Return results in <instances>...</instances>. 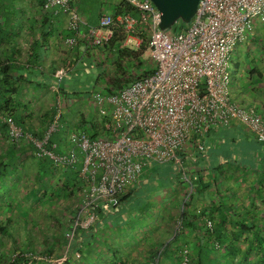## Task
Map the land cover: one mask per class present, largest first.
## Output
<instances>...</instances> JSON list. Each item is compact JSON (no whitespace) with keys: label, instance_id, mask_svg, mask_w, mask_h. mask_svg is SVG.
I'll list each match as a JSON object with an SVG mask.
<instances>
[{"label":"built area","instance_id":"built-area-1","mask_svg":"<svg viewBox=\"0 0 264 264\" xmlns=\"http://www.w3.org/2000/svg\"><path fill=\"white\" fill-rule=\"evenodd\" d=\"M126 1L138 15L117 17L125 34L121 45L137 48L145 30L147 54L154 70L118 91H91L90 108L101 116L103 135L92 136L84 130L68 133L67 141L82 153L79 175L83 185L62 254L14 252L7 262L20 256L24 264H76L81 252L70 250V245L77 230L87 231L96 225L99 208L109 211L117 206L120 195L138 182L149 162L178 165L187 147L202 151L203 137L216 126L239 121L264 142V116L230 99L228 72L231 52L253 34L255 22L264 23V0H199L190 22L177 32L159 27L160 14L151 0ZM42 7L53 15L68 16L67 27L74 34L65 39V45L74 46L84 25L71 0H43ZM115 25L111 15L102 14L96 26L87 27L85 36L94 46H101L113 36ZM66 73L61 68L56 76L61 80ZM56 116L42 140L25 136L35 144L38 158L49 157L58 167L72 166L78 160L74 149L55 153V143L46 147L49 136L59 128L61 113ZM8 123L11 137L24 135L10 119ZM205 223L212 228L211 220ZM176 228H180V222ZM77 238L79 243L84 242L82 235ZM187 261L188 250L184 248L180 264Z\"/></svg>","mask_w":264,"mask_h":264},{"label":"crops","instance_id":"crops-1","mask_svg":"<svg viewBox=\"0 0 264 264\" xmlns=\"http://www.w3.org/2000/svg\"><path fill=\"white\" fill-rule=\"evenodd\" d=\"M121 1L122 0H71V5L79 14L82 24L88 27L96 26L102 14H109L113 17V14L118 13V5ZM16 4H18L22 8L21 11L24 12L20 20L25 30L23 32L25 35L24 41L28 42L25 28L28 27L31 20L35 22L37 32H42L40 34L45 33L47 37L46 43H42V47L40 48L42 56V73L39 74L38 72L35 77L36 82L38 84L40 83L37 89L50 88L53 90V95L55 97L67 98L71 94L76 96V94L83 91L86 86H93L90 83V74L85 72L87 70L84 67V63L87 61V57L84 55L83 47L73 53L78 56L80 61L72 67L73 71L69 77L62 79L61 82L60 80L57 81V79L56 82L54 78L56 77V73H50L53 67L57 68L56 72L66 67L65 64L67 63L64 61L66 58L73 59V56H70L71 54L67 46L59 41L63 30L67 28L68 16L60 14L47 20L42 16L43 10L39 0H16ZM118 16L120 15H116V18ZM46 24L49 28L46 27ZM262 37L260 31L255 29L253 34H251L245 42L236 46L233 50L236 55V60L232 63V66L238 73L239 78H241L240 85L237 89L240 92L242 91L241 89L246 91V94H242L243 98L253 104H259L264 111V53L261 51V53H259L260 57L256 54L259 49H263L258 46L262 44L259 42ZM246 62H248L247 66L245 65ZM68 68L69 67H66V69ZM67 74L69 75V73ZM57 83L63 84L65 90L69 92L68 96H63L58 92L59 90L62 91V88L60 86L58 87ZM92 89L93 88H91V91ZM91 91H89V94ZM75 121L74 122L77 124L79 120L75 119ZM76 124L72 130H76ZM65 127L66 124L61 122V124L59 123V130L53 132L55 139L58 141L59 149L65 151L72 148L80 153L81 151L77 146L67 141L68 132L65 133ZM90 127L91 125L87 129L89 131L90 129L93 130V127ZM202 140L204 149L200 152H193L191 147H187L182 154L184 159L181 161V164L177 165L176 162H165L163 164L162 177L157 178L155 167H152V164L155 162H149L145 166L138 182L129 187V189L132 188V190L135 191V196H141V205L144 203L146 204L148 199L153 200V204H146L148 207L150 206L148 210H151L154 204L157 206L156 208H158L159 205H163L162 207L164 208L162 209V213L164 222H166L169 216L171 219L172 216L176 217L184 211L185 215H187V220H185L187 224L185 233H187V235L175 239L173 234L171 235L172 226L170 224L163 223L164 225H162L148 221L139 224L137 235L135 227H129V224L133 225V222H131L132 217L129 219L126 217L127 214L129 215L128 209L130 208L120 206L119 212H117V209L115 210L112 223L115 222L114 225L118 224L121 228L110 225L107 222L108 220L101 221L100 225L97 227L99 233L95 234V237H89L83 245L85 255H87L88 251H91V248L96 249L103 246V252H105L106 256L98 255L96 257L95 254L89 256L84 255L80 263L110 264L113 260L116 258L119 259L120 257L128 261L129 264H146L147 261L154 262L155 264H178L181 256L180 250L183 246L189 247L192 260H196L198 250L205 246L206 240L202 239L200 234L196 235L195 230L199 229L200 224L205 222L208 211L212 212L214 219L218 220L220 213L228 208L233 210L228 212L230 216L234 214H251V209H253V207L256 208L260 206V209H264V191L263 195H260V197H255V194L252 193L255 189L262 188L264 190V174H255L254 170H250L251 168L264 170V142L258 141L239 121H232L228 125H219L212 128ZM234 160L237 163L239 162L238 164L241 168L250 169H247L244 174L243 172L242 174L241 172H239L240 174H235L232 169L234 164H236L233 162ZM21 161L19 166H25V162ZM220 167L221 171H219ZM224 169H227V172H224L225 175L219 176V172H223ZM52 173L53 172H49V176H47L45 180V185L49 184L50 180L48 177L51 178ZM18 174V183H22L23 180L25 183L22 184L21 189H25V186H28V194L33 192L30 189L31 180H27L26 182L24 178L25 175L22 173L20 174V172ZM41 175L42 172L39 169L38 174L34 178L35 182L41 179ZM61 176V178L59 175L55 178L52 176V180L54 179V182L63 184L64 178L63 175ZM43 178L45 179L46 176L42 177V179ZM42 179L40 180L41 182ZM57 185L58 184H55L56 188ZM6 191L3 190V193L5 194ZM36 191L39 194V200L37 201H42L43 204H41V207L35 206V196L37 197V195L31 193L27 203L24 205L27 211L26 214L31 215L32 220H28V218L25 217L23 220L24 226L21 225L19 228L21 230L39 232L35 236L36 239H38V236H43V233L44 236L42 239L39 238L38 240L30 238L32 239L30 244L26 245L36 247L42 246L43 248L48 247L52 250L53 247L57 248V246L63 249L66 248L67 242L61 244L62 241L58 240L59 234H57L56 231L58 228L57 223L56 226L54 225L55 227H51L54 217L55 202L50 199H55L58 192L53 193L55 191L51 189L50 195H48V188H40L37 186ZM22 193L23 192L20 193L19 203L22 202V197L28 195L26 191H24L23 195ZM137 193L141 194L137 195ZM52 196H54V198H51ZM66 198L72 199L70 196ZM46 204H48L50 210L47 209ZM20 206L23 207V204ZM148 210L146 212L137 210L136 213H131V215L135 214L139 219L143 220H145L144 217L148 218L150 216L156 219L154 218V212ZM0 215H3V211H1ZM42 215L45 217V223L47 224L42 226L44 230L37 225V223L41 221ZM47 219H49V221ZM57 220L55 222H57ZM62 221L63 220L60 222ZM126 224L128 226L125 228L124 226ZM112 227L116 228V230L114 229L116 232L121 229L124 231V235L135 233V236L133 238H120L119 235L115 233V239L113 240L100 237L103 235L106 236L107 231L113 229ZM224 228L230 229V225L226 224ZM4 236L0 234V258H2V263H7V259L12 253L2 246L6 243V240L2 241ZM9 241L11 244V239H9ZM13 248H15V243L13 244ZM112 251H114L115 254H111ZM155 253L156 256H154ZM204 258L207 264H226V257L222 254L212 253L210 256Z\"/></svg>","mask_w":264,"mask_h":264},{"label":"trees","instance_id":"trees-1","mask_svg":"<svg viewBox=\"0 0 264 264\" xmlns=\"http://www.w3.org/2000/svg\"><path fill=\"white\" fill-rule=\"evenodd\" d=\"M39 3L43 10L42 16L44 18L50 20L52 17H55V15H53L50 10L43 9V0H39ZM21 10L22 8L16 4V0H0V184L1 182H4L3 185L5 184L6 177L11 176L16 171H18L22 155L28 151L32 152V154L34 151H36V146L32 140H24L23 138L14 139L11 137L9 134V123L7 120L10 119L12 123L17 128H19L22 133H24V135H31L32 138L40 141L44 138V134L48 125L53 121L55 115L57 114L56 106H51L47 111H44L42 114L44 118L42 119V122L44 121V125L41 128H38L36 131L32 128V125L28 123V118H30L32 115L30 112H28L29 107L25 102V93L30 86H40V83L38 84L36 82L35 77L37 76L38 72L39 74L42 73V56L40 53V48L42 47V43H46L47 37L45 33L40 34L42 32H37L35 22L31 20L28 24V27L25 28L28 36V42L24 41L25 35L23 32L25 30L23 24L20 22L21 15L24 12ZM118 10V13L113 14V18L116 20L113 36L101 46H94L92 44L91 40L85 36L87 26H83V33L77 38V42L74 44V46L71 48L67 47L69 53L71 54L70 56H73V59L66 58L64 60L67 63L65 64L66 67H69L68 69L64 67L69 75L66 73L62 79L69 77L73 71L72 67H74V65L80 61L78 56L73 53L81 47H83L84 55L87 57L84 67L89 72H85L90 74V83L93 85L92 88L94 89L97 86H100V88L102 87L105 92L118 91L125 87L128 83L140 79L150 74L154 70L153 62L151 61L152 65L150 63H145L143 58V53L147 48L148 42V34L145 33V30H143L141 33L142 42L137 48L125 47L121 45L125 34L121 24L117 21L116 15L130 14L133 17H137V9L131 6L126 0H122L118 5ZM177 22L178 24L176 26L174 25L172 29L174 32L179 31L187 25L181 21ZM46 27L49 28L47 24ZM73 34V30L67 27L63 30L59 41L65 44V39L69 36H73ZM147 59L151 60L150 58ZM107 61L109 64L102 66L101 62L105 64L104 62ZM56 70L57 68L53 67L50 73L55 74ZM54 78L55 81L57 79V81L60 80L58 76ZM57 84L58 87L60 86L62 88V91L59 90L58 92L63 96H68L69 92L65 90L63 84ZM84 124V117L79 118V121L76 124V131L84 130L89 132V134L92 136H98L102 134L101 131L97 132L94 130V128L93 130L90 129V131L87 128H83ZM57 142L58 141L55 139L54 133H52L47 140L46 147L51 148L52 144L55 143L56 147L53 149L54 152H64L63 150L59 149ZM76 154L78 160L72 166H55L54 161L49 157L37 158V161L38 167L42 172L43 177H45L47 173L49 174V172H52L54 168H61L63 172L59 175V177L61 178V175H63L64 183L58 184L57 188L55 187L57 190L53 193L58 192L57 196L60 194V196L64 197H74V195H76L77 201L78 193L81 186L83 185V179L79 175L82 153L76 152ZM183 159L184 157L182 156L181 160ZM233 162L236 163L234 164V167H232L235 174L239 172H241V174L243 172L244 174L247 169H250L241 168L238 164L239 162L237 163L235 160ZM163 164L164 163L152 164V167H155L157 178L163 176ZM250 170H254L255 174H264V170L252 168ZM219 171H221V167ZM224 172H227V169H224L223 172H219V176H224ZM263 191L264 190L260 188L255 189V191H252V193L255 194V197H260V195H263ZM133 196H135V191H133L132 188H128L123 194L120 195L117 206L110 207L109 211L99 208V217L96 225L87 231L77 230L76 239L70 245V250L78 249L81 251L80 249L83 248L84 243L89 239V237H95V234L99 233L97 227L100 225L101 221L108 220L107 222L110 225L115 226V222L112 223V217L114 216L115 210L117 209V212H119L118 210L120 206L126 207L124 202H128L129 200L131 202ZM130 202H128V205ZM140 207L141 208H139L138 211L141 212H146L150 208V206L148 207L145 203L140 205ZM228 209H225L220 213L218 220L214 219L212 212L208 211V215L204 212L207 215L206 219L211 220L212 228H207L206 223L204 222L200 224L199 229L195 230L196 235L200 234L201 238L206 240L205 246L199 248L200 250H198L196 260H192L189 247L183 246L181 248V256L184 248L188 250V261L186 264H207L204 257L210 256L212 253H218L225 256L226 264H264V209H260V206L256 208L253 207V209H251V214H234L233 216L228 214V212L232 209ZM74 215L75 211L71 214V216L64 217L62 222H60V219L59 221L57 220V229L59 234L58 240L62 241L61 244H65L67 242L65 234L70 229ZM129 215L131 217V214ZM186 216L187 215H185V212L182 211L180 215L174 218L176 223L180 222L179 229L176 228V224L172 225V234L175 239L182 238L183 236L187 235V233H185L187 227L185 222V220H187ZM2 223H7V218H3V220L0 219V234L3 236L4 234L5 236H8V230L5 228V226H3ZM226 224L230 225V229L224 228V226L226 227ZM7 225L9 224L7 223ZM62 229L63 231H61ZM79 235L83 236V243L78 242L77 237H79ZM14 243L15 248L13 253L18 252V254H22L23 252L31 251L32 253L36 252L39 254H53L52 249L48 247L43 248L42 246L36 247L21 245L16 243L15 240ZM111 254H115V252L112 251ZM154 256H156V253ZM1 261L2 258H0V263H2ZM3 263L6 264V262ZM7 263L24 264L25 260L23 257L17 256L12 262L9 261ZM151 263L152 262L147 261L146 264ZM110 264L129 263L128 261L119 257V259L116 258ZM152 264L155 263L153 262Z\"/></svg>","mask_w":264,"mask_h":264},{"label":"rangeland","instance_id":"rangeland-1","mask_svg":"<svg viewBox=\"0 0 264 264\" xmlns=\"http://www.w3.org/2000/svg\"><path fill=\"white\" fill-rule=\"evenodd\" d=\"M108 9V8H107ZM178 24L175 23V26ZM254 27L255 29L259 30L260 33L262 34V39L259 41L262 44L258 45L260 47H262L263 49H259V51L256 52V54H258L257 56H259V53H264V23L261 22H255L254 23ZM147 32V30H146ZM148 34V33H147ZM242 44V43H241ZM240 45V44H239ZM260 57V56H259ZM143 58H144V62L145 63H151V60L147 59L148 58V54H147V49L144 51L143 53ZM264 58V56H263ZM236 60V55L234 54V51L231 52L230 58H229V62H228V72L230 73V77H231V85H230V99L234 102H236L239 105H242L243 107L247 108V109H251L253 108L259 115L264 116V111L262 110V107L258 104H253L252 102H249L248 100H245L242 96V94H246V91L241 89L242 91L240 92L237 88L240 85V80L241 78H239L238 73L234 70L232 63L235 62ZM149 61V62H148ZM102 63V66H105L106 64H109V62H104L105 64ZM247 63H245V65L247 66ZM108 70V69H107ZM92 86H89L86 88L84 87V90L81 91L79 94H76V96L74 94H71L69 97L67 98H58L55 97L53 95V90H51L50 88H43V89H37V87H29L28 90L25 93V102L28 104V112L31 113V117L28 118V123L32 125V128L36 131L38 128H41L44 124V121L42 122L43 116L42 114L44 113V111H47L51 106H56V113H61V116L58 119V123L61 124L64 123L66 124V127L64 128L65 133L68 132L70 133L71 131H74V129L72 130V128L74 127V125L76 124L75 119L79 120V118L84 117L85 119V124L83 126V128H89V126L91 125V127L94 128L95 131H100L99 129L101 128V123H102V119L101 116L96 113L95 111H93L90 106L92 105V101L90 99V94L89 91H91ZM102 89V87L100 88V86H97L95 89ZM94 89V88H93ZM92 89V90H93ZM58 106H59V111H58ZM57 116L55 115L54 119ZM53 119V120H54ZM75 121V122H74ZM8 122V120H7ZM53 122V121H52ZM51 122V123H52ZM75 123V124H74ZM50 125V124H49ZM94 125V126H93ZM57 130H54V132ZM18 138H23L24 140H27L26 136H18ZM22 161L21 162H25V166H19L18 171H16L13 175L6 177L5 180V184L3 185V183L1 182L0 186V213L1 211H3V215H0V219L3 220L7 218V223L9 225H7V223H2L3 226H5V228H7L8 230V236H4L2 241L6 240L5 245H2L7 251L13 253V242L14 240L16 241V243L18 244H30V241L33 239L38 240L39 238H43V236H38V239L35 238V236L39 233V232H31L29 230H21L19 227L22 225L24 226L23 220L26 218H28V220H32V216L31 215H27L26 214V208H25V203H27L29 196L31 195V193H35L37 195V197L35 196V206L37 205V207H41V202H38L37 200H39V194L36 191V186L40 187V188H48V195H50V191H51V186H52V190L56 191L55 189V184H59L57 182H54L52 180V176L53 178H55L56 176L60 175V173L62 172L61 168H57L52 170V174H51V178L48 177V179L50 180L49 184L45 185V180L47 179V176H49V174L47 173L46 178L43 180L42 177L43 175H41V179L42 182L40 181L41 179H38L37 182H35L34 178L36 177V175L38 174V157L34 155V153L32 154V152L28 151L27 153H25L24 155H22ZM24 171V173H23ZM20 172V174H24V178L27 180H31L30 183V189L31 193L28 194L29 192V187L25 186L26 188H22V184L24 183V180L22 181V183H18L17 180V176L19 175L18 173ZM56 180V179H55ZM7 183V184H6ZM21 184V185H20ZM8 185V187H7ZM20 185V186H18ZM33 189V190H32ZM3 190L6 191V193H3ZM24 191H26V193L28 195H26L25 197L21 198L20 201V193H22V195L24 194ZM60 193V191H59ZM76 194V193H75ZM140 195L141 193H137V195ZM140 197L141 196H133L132 201L130 202V200L128 202H130V206L128 205V202H124V204L126 205L127 208L129 210V214H131L132 212H136L139 208H140ZM17 198V199H16ZM51 198H54V196H52ZM72 199L66 198V197H61L56 196L55 199H50L52 201L55 202V209H54V217L52 219L53 223H51V227H55L56 223L55 222L57 219H63V217H68L71 216V214L74 212V205L75 203H77L76 201V195H74V197H70ZM139 201V204L138 201ZM44 201V200H43ZM23 204V207H21L20 205ZM147 205H151L153 204V200L152 199H148ZM47 209L50 210V208L48 207V204H46ZM163 205H159L158 208H156L157 206H153V208L151 210H148L150 212H154V218L153 219L151 216L145 218V220L143 219H139V217H137L135 214L128 216V214L126 215V217L129 219L131 218V222H133V225L129 224V227H135L136 233L138 235V230L137 228L139 227L140 223H143L144 221H148L151 223H155V224H162L163 223H167L170 224L171 226L173 224H176L175 221V216H172V218L170 219V216L167 218L166 222L163 221V213H162V209L164 207H162ZM159 214V215H158ZM139 215V214H138ZM45 216V215H44ZM140 216V215H139ZM144 216V215H143ZM142 218V217H141ZM49 221V219H47ZM175 221V222H174ZM45 217H41V221H39L37 223L38 227H42L44 226L46 223ZM50 224V223H49ZM47 225V224H46ZM55 225V226H54ZM58 225V223H57ZM117 226V228H121L120 225H115ZM126 226H128L127 224L124 226L126 228ZM58 227V226H57ZM113 229L107 231V235H103L101 236L102 238H106L109 240H113L115 239V233H117L119 235L120 238H133L135 235V233H131V235L128 233L127 235H124V231L123 230H117L118 232H116V228L112 227ZM42 229L44 230V227H42ZM64 229V228H63ZM63 229L61 231H63ZM115 229V230H114ZM49 231V230H48ZM57 234H58V229L56 230ZM5 235V234H4ZM171 235H172V231H171ZM32 238V239H30ZM9 239H11V244ZM13 239V240H12ZM1 241V242H2ZM12 246V247H11ZM81 251V256L80 259L78 260V262H75L76 264H82L80 263L82 260V258H84V247L82 249H80ZM91 251L87 252V255L85 256H89V255H96V257L98 255L101 256H106L105 252H103L104 247L100 246L99 248L96 249H90ZM63 248L60 246H57V248L53 247L52 250V255L53 256H59L62 254ZM95 257V258H96ZM7 259V258H6ZM180 264V260L179 263Z\"/></svg>","mask_w":264,"mask_h":264},{"label":"water","instance_id":"water-1","mask_svg":"<svg viewBox=\"0 0 264 264\" xmlns=\"http://www.w3.org/2000/svg\"><path fill=\"white\" fill-rule=\"evenodd\" d=\"M160 14L159 27L172 30L177 21L188 24L195 14L199 0H151Z\"/></svg>","mask_w":264,"mask_h":264}]
</instances>
